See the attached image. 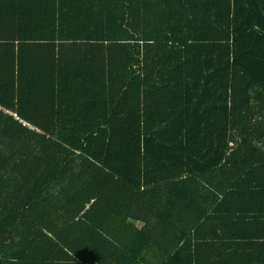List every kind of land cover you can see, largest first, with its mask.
Masks as SVG:
<instances>
[{"label":"trees","instance_id":"16d2710c","mask_svg":"<svg viewBox=\"0 0 264 264\" xmlns=\"http://www.w3.org/2000/svg\"><path fill=\"white\" fill-rule=\"evenodd\" d=\"M243 187L264 191V0H0V264H194L206 226L264 264V212H206Z\"/></svg>","mask_w":264,"mask_h":264},{"label":"crops","instance_id":"0c3cea01","mask_svg":"<svg viewBox=\"0 0 264 264\" xmlns=\"http://www.w3.org/2000/svg\"><path fill=\"white\" fill-rule=\"evenodd\" d=\"M263 199L264 191H260L259 188L243 187L233 194L231 198L222 201L220 197L218 201L223 204L210 203V208L207 209L206 212H216V205H221L224 209L222 212H224L225 215L227 206H232V204L234 212H264ZM252 216H254L253 213ZM242 223L243 222H240V224ZM233 229L235 231L229 236L227 233H224V228L220 229L215 226H206L198 230L199 236L201 237L199 240L201 242L198 243V246H195L192 251L194 264H251V260H257L258 258L262 259V256H258V251H253V249L244 250L242 248L243 243H247L244 242L243 238L235 235L240 232L243 233L244 230L241 229V227H234ZM246 232L249 231L246 230ZM257 232H261V230ZM115 244L119 245V243ZM140 247L143 248V251L137 259H130L129 255L113 250L102 251L99 253V256L101 258L102 255V258L105 259L102 261L104 264H160V260L163 258L164 253H156V255L152 256V254H147V250L143 245H140Z\"/></svg>","mask_w":264,"mask_h":264},{"label":"built area","instance_id":"2783aa9c","mask_svg":"<svg viewBox=\"0 0 264 264\" xmlns=\"http://www.w3.org/2000/svg\"><path fill=\"white\" fill-rule=\"evenodd\" d=\"M16 117V116H15Z\"/></svg>","mask_w":264,"mask_h":264}]
</instances>
